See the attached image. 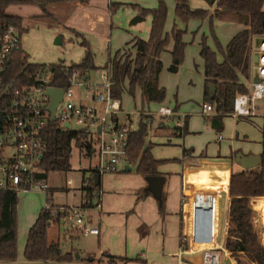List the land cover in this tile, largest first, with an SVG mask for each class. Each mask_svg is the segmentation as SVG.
<instances>
[{
	"label": "rangeland",
	"instance_id": "374dc122",
	"mask_svg": "<svg viewBox=\"0 0 264 264\" xmlns=\"http://www.w3.org/2000/svg\"><path fill=\"white\" fill-rule=\"evenodd\" d=\"M114 1V0H112ZM127 2L123 7H118L111 13L114 25L110 32H104L100 35L96 32L81 31V35L75 30L73 34L61 25L63 30H58V24L48 17L46 13L44 19L34 18L32 14L39 11V7L29 4H11L7 11L23 17V24H26V31L22 37V47L28 53V61L38 63H58L65 64L78 63L83 56V46L80 45V38L83 36L89 44L93 53V63L95 69L89 70L90 78L96 79L103 71L107 63L108 53L113 54L121 48L127 41L135 36L146 39L149 33L151 23L150 13L144 14L145 20L140 21L136 26H129L131 20L130 13L138 11L139 8L151 9L149 4H156V0H145V4H130L134 0H123ZM140 0L137 1V3ZM166 2V1H165ZM129 3V4H128ZM143 6V7H142ZM66 14V8L61 7L57 13L60 24H63L62 16ZM174 10L169 8L166 16V28L170 33L173 26ZM214 17L211 20L203 18H189L186 21L178 22L179 28L184 30L183 40L185 46L183 55L177 71L170 72L168 67L171 62L169 50L172 44V38H169L167 48L161 52L160 60L162 68L159 73V83L165 88V98L162 102H149L141 100L138 90L131 95L123 91L120 95L121 106L124 111L132 112V120L136 125L138 123V113L142 110L150 111L154 121L144 137L145 144L151 143L150 152L153 157L162 159L159 169L167 177L170 172L178 173L180 177L181 164L183 159L182 148L194 149L196 156H223L229 150L242 151L244 153L258 154L264 157V131L262 123L264 120V97L256 100L257 113L254 116H234L231 112L222 114L219 119L220 125L212 127L211 121L214 119L215 112L209 116L200 113L203 99V73L202 59L199 56V45L202 39L207 46L214 50L217 56H222L221 50L224 49L226 42L241 25L234 18L224 16ZM51 16V15H50ZM52 17V16H51ZM137 29V30H136ZM69 33V34H68ZM170 35V34H169ZM59 36L62 43L55 44V37ZM90 36L93 37V42ZM78 37V38H77ZM109 41V43H108ZM109 45V47H108ZM94 46V47H93ZM251 53L256 49V36L251 40ZM109 49H108V48ZM109 50V51H108ZM251 77L255 74V68L251 62ZM164 105L172 109L176 118L178 117L181 125L187 121V132L181 136L175 135L176 119H162L156 114L158 106ZM143 114V112L141 113ZM140 114V115H141ZM140 117V116H139ZM158 120L165 121L163 126L157 127ZM222 136L220 141L216 136ZM233 154H230L232 164L235 163ZM197 160V157H195ZM194 159V158H193ZM98 155L91 152L85 154L78 146L71 141L69 155V169L52 170L46 175V182L50 187L51 202L56 204H65L73 201V196L78 194L77 187L80 179L89 175L94 168ZM231 165L228 176L227 190V210L229 211V228L225 235V244L228 255L238 264H264V223L260 220V215L254 204L260 197H264L259 183L262 180H253L247 177L239 164ZM132 171L135 165L130 164ZM166 172V173H165ZM117 172H108L101 174V186L103 194L111 190L119 189L121 178L116 177ZM120 173H126L120 171ZM121 174V175H122ZM71 180L75 189H67V181ZM263 185V184H261ZM217 189V187H215ZM109 190V191H107ZM75 193V194H74ZM140 193V192H139ZM190 194L188 190L184 192ZM235 195H232V194ZM16 204V246L17 263H21L23 257L24 240L26 232L34 216L45 206L46 194L34 190L18 191ZM225 205V196L222 195L219 200V209L223 210ZM62 225L56 221L49 220L47 223L48 239H58L63 249L79 248L88 244L89 239L83 236H65Z\"/></svg>",
	"mask_w": 264,
	"mask_h": 264
},
{
	"label": "built area",
	"instance_id": "2783aa9c",
	"mask_svg": "<svg viewBox=\"0 0 264 264\" xmlns=\"http://www.w3.org/2000/svg\"><path fill=\"white\" fill-rule=\"evenodd\" d=\"M21 34L15 24L0 25V191L43 192L49 196L43 208L62 225L65 236L98 235V222L91 211L99 208L102 191L99 186L90 188L88 176L117 172L129 164L128 135L138 129L140 117L135 125L123 111L120 99L112 95L109 61L96 79H91L88 71L70 68L63 62L36 64L27 58L14 69L16 52L22 49ZM251 62L255 74L246 85L247 91L234 96L230 111L234 116L256 115V100L264 97V35L256 36ZM50 88L61 90L53 115ZM213 112L216 113L214 104L204 100L200 113L209 116ZM143 114L148 132L152 113ZM156 114L164 120L174 117L176 132L182 130L181 122L168 106H158ZM51 122L63 130L77 131L79 135L72 139L73 143L85 154L89 147L98 155L89 175L80 179L78 194L74 193L70 203L51 202L50 187L42 176L41 162L47 148L45 130ZM67 182V189H75L71 180ZM227 190L200 185L189 190L190 194L183 193L189 202L185 228L178 239V264H238L229 257L225 244L229 228ZM223 194L225 205L220 210ZM0 264L48 263L0 260Z\"/></svg>",
	"mask_w": 264,
	"mask_h": 264
},
{
	"label": "trees",
	"instance_id": "16d2710c",
	"mask_svg": "<svg viewBox=\"0 0 264 264\" xmlns=\"http://www.w3.org/2000/svg\"><path fill=\"white\" fill-rule=\"evenodd\" d=\"M62 0H0V25L10 23L17 25L20 32H24L25 27L22 25V17L7 11L11 4H31L41 9L38 16H46L47 5L51 2ZM78 1L81 4H87L89 0H71ZM157 4L151 9L139 8V13L144 15L150 13L151 23L148 37L146 39L134 38L132 46L134 53L115 51L109 60L111 67L112 95L120 98L121 93L125 90L133 95L135 88L139 89L141 100L146 103L162 102L165 98V88L159 86L157 78L161 69L160 52L171 37L173 40L171 62L168 67L170 72L177 71L178 65L182 60L183 48V30L178 29L174 24L171 28L170 35L165 33L164 21L166 17L165 0H156ZM174 14L182 21L189 18H208L210 23L213 17H217L221 12H227L241 24L243 28L237 31L227 42L224 49L221 50L222 60L217 61V54L202 39L200 44L199 55L203 59L204 68V87L203 99L211 102L215 106V119H219L222 114L229 113L232 110V101L234 96L240 92H246V79L250 77L251 65V40L253 36L264 35V10L262 4L264 0H205L209 5L215 2V7L209 9H191L187 0H174ZM120 6L119 3H108L107 8L112 13ZM81 34L79 33V36ZM80 45L83 46V56L78 63H70L68 67L80 70H93V53L89 44L82 36ZM17 63L14 69H18L28 58L24 50L16 52ZM43 64V63H42ZM54 65V63H51ZM106 66V65H105ZM104 66V67H105ZM214 85V92L210 95L208 84ZM146 115H140L138 129L128 135L127 158L130 164L135 165V171L143 176L158 175L157 165L163 162L162 159L153 157L150 152L151 143L145 144L144 137L146 129L143 123ZM183 128V127H182ZM264 131V122L262 124ZM185 127L180 131H174L175 135H182ZM47 148L42 158L41 167L44 170L42 176L46 179L49 171L69 169L70 142L73 138H78L79 133L73 130H63L55 123L51 122L45 130ZM78 143V142H77ZM91 148L87 147L88 153ZM192 149L182 148L183 154ZM191 152V151H190ZM236 151H234L235 153ZM258 165L244 170L247 177L253 180H262L259 188L264 195V157L260 155ZM90 188L94 189L99 185L95 181V176H88ZM227 179L224 178L219 189H224ZM263 184V185H261ZM17 193L11 190L0 191V260L14 261L17 255L16 246V204ZM232 194V193H231ZM235 195V194H232ZM49 196L46 195V201ZM255 208L262 214L264 222V197H260L254 204ZM200 207L196 205V214H199ZM49 220L56 219L42 208L29 226L23 248L25 260H70L72 252H62L57 241L47 238V223ZM264 236V231H263ZM112 262L120 258L108 253H103ZM122 259L137 260L138 258Z\"/></svg>",
	"mask_w": 264,
	"mask_h": 264
},
{
	"label": "crops",
	"instance_id": "0c3cea01",
	"mask_svg": "<svg viewBox=\"0 0 264 264\" xmlns=\"http://www.w3.org/2000/svg\"><path fill=\"white\" fill-rule=\"evenodd\" d=\"M137 1L138 0H134L132 2L130 1L129 3L130 4L133 3L136 5H138L139 3L140 4L146 3L145 0H140V2L138 3ZM165 1H166L165 4H166L167 12L169 8H173L174 10L175 1L174 0H165ZM110 2L119 3L121 7H123L127 3L123 0H114V1L89 0L87 4H81L78 1L62 0L57 2H51L47 5L46 8L49 14L48 17L52 18V20L58 24V30L60 32L65 31L62 29L65 27L71 34H73L72 31L75 30L78 33H80L81 31H89L91 33L96 32L100 35H104V32L106 31L107 33H109L111 27L114 25L111 12L107 8V4ZM187 3L189 8L191 9L211 10L215 7V2L209 5L205 0H187ZM156 4L154 5L149 4V7L153 8L156 6ZM61 7L66 8V14L62 16L63 24H60L57 18V13ZM262 9L264 10V1L262 4ZM167 12H166V16H167ZM40 14H41V9H39L38 12L32 15L34 18H38V19L48 18L46 16H38ZM223 14H225L224 16L226 17L234 18L232 14L227 12H221L219 16L222 17ZM138 16H141V18ZM130 17L133 18H131V20L129 21V26H136L138 22L145 20L144 15L140 14L138 11L135 10L130 13ZM22 21H23V17H22ZM165 21H166V17H165ZM165 21H164L163 30L165 33L170 34L167 31ZM180 21L181 20L176 15H174L173 25L175 24L178 29H181L179 28V24H178V22ZM22 25L25 27L24 30L25 32L27 29L26 24L22 23ZM61 25H63V27L59 28L61 27ZM240 25L241 28H239V30L243 28V24L240 23ZM24 32H22L21 34V44H22V37ZM234 34H232V36ZM138 37L139 36L133 37L118 50L120 52L130 53L131 55H133L134 47L132 46V41L134 38H138ZM90 38L92 39L93 42V37L90 36ZM182 38H183V34H182ZM54 43L56 45L62 43L61 38L59 36L55 37ZM172 44H173V40H172ZM172 44L169 53L172 49ZM167 45L168 42L161 50V52L167 48ZM199 46L201 47V44ZM22 50H24L23 47ZM114 53L113 54L108 53L107 62L112 58ZM221 60H222V56L219 57L217 56V61L220 62ZM35 63L42 64L38 62ZM161 68H162V62H161ZM203 68H204V63L202 59V73H203ZM250 77H251V71H250ZM203 80H204V75H203ZM157 83L159 86H162L159 83V74L157 78ZM136 90L139 91L138 88H135V91ZM125 112H127L129 116L132 118L131 116L132 112H128V111ZM141 112H144V110H142ZM139 113H138V119L140 116ZM219 119L218 121H220ZM153 121L154 119L152 117L151 123ZM164 122L165 121L158 120L155 126L161 127L163 126ZM218 125H220V122L217 123L215 127H217ZM184 127H185L184 133H186L187 132L186 120H185V124L183 125V128ZM221 138H218L216 136L217 141H220ZM191 149H192L190 150L191 152L189 151L186 154H183L182 152L183 159L185 158L186 159L182 161L181 172L179 173L180 177L177 179V181H176V177L178 176V173L170 172V174H168L166 177L164 176V173L159 169L160 164L157 165L158 175L162 176L163 178V182L161 184L160 189L158 190V193H155L153 190L154 188L157 189V185L153 183L149 184L146 181L145 176L137 173L135 170L132 171V168L130 167V163L128 164V166L130 167L129 171H125L124 168H122L121 170L117 171V173H114L116 174V177L119 176L121 178L122 182L120 183V185H118L119 189L110 191V192H114L112 194H109V192L106 193L105 195L103 194V189L101 186V174H97L98 183H99L98 186L101 189L102 194H101L99 208L93 209L91 211V214L93 216V220H97L98 222L99 234L86 236L85 238L89 239L87 245L79 248H70V249H63L58 239L55 238L49 239V240L57 241L62 252L71 251L72 258L70 260H25L23 256L22 258L24 260L22 262L33 261L40 263L45 262L48 264H178V259L176 255L178 248V239H179V234L185 228V221L187 217L185 208H186V203L189 202L188 197H186L185 195L183 197V193L186 190L188 191L192 190L193 188L198 187L200 185L215 189V187L220 185V182L224 178L228 180L231 165H236L235 163L232 164L231 162L230 154L234 153L231 150H229L228 153L226 152V154L223 156L200 157V156H196V153H194L193 148ZM242 153L251 154L244 152ZM87 154L90 155V153L88 152ZM195 157H197V160ZM120 171H125L126 173L122 174L120 173ZM227 189H228V181L223 190H227ZM258 213L260 215L261 222L264 223L262 221V214L260 213V211H258ZM35 217L36 216H34V219ZM34 219L32 220V222L34 221ZM32 222L30 223V225L32 224ZM26 236H27V232H26ZM64 238H66L65 235ZM25 240H24V244H25ZM103 253H108L110 255H114L120 258H116L112 262H110L109 258ZM122 257L138 258V259L128 260V259H122ZM14 261L18 262L16 259Z\"/></svg>",
	"mask_w": 264,
	"mask_h": 264
},
{
	"label": "water",
	"instance_id": "95a60500",
	"mask_svg": "<svg viewBox=\"0 0 264 264\" xmlns=\"http://www.w3.org/2000/svg\"><path fill=\"white\" fill-rule=\"evenodd\" d=\"M138 17L141 18V16H138ZM208 88H209L210 95H211L215 90L214 85L210 83L208 84ZM48 90L51 95L50 109H51V114L53 115L55 106L61 97V90L59 88H50ZM217 123H219V121L215 118L211 121V124L213 127H215ZM64 125L68 126L67 124H64ZM260 158L261 157L258 154H243L240 151L235 152L234 157H233L235 163L239 164L243 169H248V168L258 165L260 162ZM124 170L129 171L130 167L128 165H125ZM145 179L149 184L153 183L157 185V189L154 188L153 190L155 193H158V190L160 189L161 184L163 182L162 176H159V175L145 176ZM95 181L98 182L97 174L95 175Z\"/></svg>",
	"mask_w": 264,
	"mask_h": 264
}]
</instances>
